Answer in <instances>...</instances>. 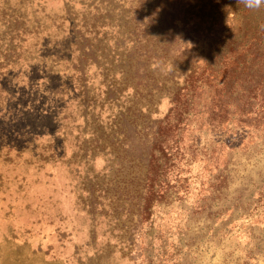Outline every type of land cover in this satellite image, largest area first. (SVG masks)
<instances>
[{
	"label": "rangeland",
	"instance_id": "374dc122",
	"mask_svg": "<svg viewBox=\"0 0 264 264\" xmlns=\"http://www.w3.org/2000/svg\"><path fill=\"white\" fill-rule=\"evenodd\" d=\"M262 19L238 0H0V264H264L263 127L179 128L144 204L171 96Z\"/></svg>",
	"mask_w": 264,
	"mask_h": 264
},
{
	"label": "trees",
	"instance_id": "16d2710c",
	"mask_svg": "<svg viewBox=\"0 0 264 264\" xmlns=\"http://www.w3.org/2000/svg\"><path fill=\"white\" fill-rule=\"evenodd\" d=\"M244 22V28L210 61L187 75L171 96L168 112L157 122L147 161L145 212L164 188L162 178L172 170L179 128L193 124L219 137L237 129L232 139L243 135L245 127L264 129V20ZM169 137L174 146H169ZM209 185L210 199L222 196L217 182ZM202 206L209 215L212 206Z\"/></svg>",
	"mask_w": 264,
	"mask_h": 264
},
{
	"label": "clouds",
	"instance_id": "9594fccd",
	"mask_svg": "<svg viewBox=\"0 0 264 264\" xmlns=\"http://www.w3.org/2000/svg\"><path fill=\"white\" fill-rule=\"evenodd\" d=\"M238 3H243L250 10H258L264 6V0H238Z\"/></svg>",
	"mask_w": 264,
	"mask_h": 264
}]
</instances>
